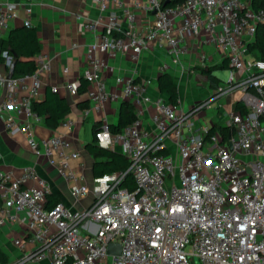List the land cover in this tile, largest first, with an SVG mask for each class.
Wrapping results in <instances>:
<instances>
[{
  "label": "built area",
  "instance_id": "built-area-1",
  "mask_svg": "<svg viewBox=\"0 0 264 264\" xmlns=\"http://www.w3.org/2000/svg\"><path fill=\"white\" fill-rule=\"evenodd\" d=\"M128 1L130 7L123 0H94L98 16L86 19L84 27L103 25L104 31L87 45L82 73L93 111L118 97L133 105L134 119L119 131L106 122L95 131L100 147L117 149L127 159L122 172L104 173L87 185L69 167L79 154L70 151L68 139L34 137L32 126L42 117L32 103L41 74L50 70L49 59L37 57L29 74L0 72L5 128L20 129L34 153L44 154L65 180H76L69 187L74 200L92 196L80 209L61 201L47 206L46 181L37 178L36 185H26L36 178L32 167L17 177L0 169V227L24 222L26 238L13 243L20 249L32 245L8 264L42 258L50 264H264V55L254 45L257 27L264 26V7L251 0ZM17 7L16 2L0 4V38ZM133 10L151 13L146 31L134 30ZM119 12L125 15L122 26L116 21ZM115 29L121 34L114 35ZM201 31L229 67L227 81L218 82L205 99L182 108L161 96L152 99L146 82L121 75L115 76L120 95L106 90L98 52L131 50L138 57L155 43L175 60L184 51V34ZM78 84L70 80L64 88L76 95ZM236 90L240 107L224 112V132L210 131L212 123H196L199 113ZM146 104H153L147 118ZM72 123L64 124L70 128ZM128 175L133 189L122 185ZM110 243L119 244L118 254L108 252Z\"/></svg>",
  "mask_w": 264,
  "mask_h": 264
},
{
  "label": "crops",
  "instance_id": "crops-1",
  "mask_svg": "<svg viewBox=\"0 0 264 264\" xmlns=\"http://www.w3.org/2000/svg\"><path fill=\"white\" fill-rule=\"evenodd\" d=\"M6 2H16L18 7L16 15L5 27L2 37H6L9 31L15 27L26 26L24 22L27 20L28 26H33L36 29L40 45V50L34 58L42 56L50 60V70L41 74V87L36 100L44 98L46 88L56 87V92L65 98L70 106L65 118L55 128L45 126L41 120L32 126V133L38 139L54 135L68 139L70 151H76L79 154L77 158L70 160L69 167L76 174H82L84 182L91 185L92 179L95 177L92 173V165L98 158L95 159L88 152L86 144L93 141L94 129L97 130L101 123L106 122L109 125L117 122L119 106L123 99L118 97L115 100H108L104 102L100 112H95L90 108L86 91L70 95L64 88V84L70 80L80 81L86 66V47L100 38L104 31L103 25H98L94 30L84 27L86 19L98 16L97 5L94 0H0V4ZM123 4L130 7L128 0H123ZM113 5L114 3L110 4L112 7ZM27 8H30V11H27ZM132 12L134 30L136 32L146 31L151 23V13L141 10ZM116 21L118 25L122 26L125 22V15L119 12ZM114 34L120 35L121 32L119 29H115ZM206 36L204 31L197 35L184 34L181 39L184 51L175 60H172L165 46L155 43L149 49L141 52L138 57H133L131 50L113 54L98 52L97 55L105 64L102 77L106 82V90L120 95L121 86L115 81V76L121 75L146 82L147 94L152 99L158 96L168 99L167 94L159 91L157 83L159 74L166 71L177 88L180 107L188 108L193 103L205 99L211 93L212 89L209 88L212 85L204 69L213 67L224 60L223 53L217 46L211 42H205ZM14 57L13 53L5 56L4 63H0V72L8 71ZM164 64L166 67H163ZM200 74H205V76ZM202 79L205 80L202 87L205 88L206 93L199 97L197 95L188 96L187 93V98L183 101L179 94V88L186 89L187 85L192 86L190 80L200 81ZM2 93L3 90L0 88V101L3 97ZM238 96V90L223 95L210 108L198 114L196 123L221 125L223 130L216 129L224 132L226 130L224 112L234 109ZM152 112L153 104H146V118ZM205 116L210 120H207ZM67 119L73 121L70 128L64 124ZM116 151L118 150L116 149ZM26 167H32L36 172V178L28 179L26 185H36L37 178H42L49 186L48 193L53 194L57 201L76 209L85 206L82 201L73 200L69 193L70 185L74 184L76 180L62 178L44 154H36L32 151L24 132L20 129H6L0 116V169L17 177L23 173ZM26 236L27 230L24 222H10L0 227V247L7 254L9 261L21 258L30 249L32 246L30 243H26L24 249L18 248L13 243L15 238L25 239ZM23 264H50V260L42 258L33 262L25 261Z\"/></svg>",
  "mask_w": 264,
  "mask_h": 264
},
{
  "label": "trees",
  "instance_id": "trees-1",
  "mask_svg": "<svg viewBox=\"0 0 264 264\" xmlns=\"http://www.w3.org/2000/svg\"><path fill=\"white\" fill-rule=\"evenodd\" d=\"M182 0H165V5L175 4ZM254 6L264 7V0H251ZM114 34V32H113ZM116 35V34H114ZM259 51V55H264V26L257 27L256 40L254 44ZM40 45L36 29L33 26L15 27L9 31L6 37L0 38V63H4L6 55L15 54L13 61V75H22L32 73L36 68L34 56L39 52ZM227 60L221 63L207 67L204 71L208 74L210 84H216L220 81L217 77L212 76L210 71L214 68H227ZM158 89L160 92L167 94L168 100L172 104H178V92L168 72L164 71L157 78ZM88 88V81L82 76L77 91L83 93ZM240 104L237 102L234 108L237 109ZM32 109L42 117V122L49 128H55L62 121L70 110V106L65 98L61 97L51 88H46L45 96L41 100H34ZM133 105L123 100L119 106L118 120L116 123L109 124V128L113 131H119L123 126L129 124L134 119ZM216 128L223 130V126L213 124L210 131ZM94 129L93 141L86 144V149L93 155L95 160L92 165L93 175L99 176L104 173H120L127 167V159L118 151L102 148L96 143ZM129 189L134 188L131 176H126L122 183ZM47 206L53 205L57 199L53 194H47ZM9 259L5 251L0 247V264H8Z\"/></svg>",
  "mask_w": 264,
  "mask_h": 264
},
{
  "label": "rangeland",
  "instance_id": "rangeland-1",
  "mask_svg": "<svg viewBox=\"0 0 264 264\" xmlns=\"http://www.w3.org/2000/svg\"><path fill=\"white\" fill-rule=\"evenodd\" d=\"M199 73V71H197ZM200 75H204L205 74H200ZM211 75H214L216 76L220 81H217V82H226L228 77H229V67L227 68H214L212 71H211ZM207 76V75H206ZM205 80H200V81H193V80H190V84H192V86L190 85H187L186 89H183V88H179V94H180V97L181 99L184 101V99L187 98L186 94L188 93L190 95H194V96H203L205 93H206V90L205 88L202 87L203 83H204ZM215 86L216 84L212 85L211 88L209 89H212V91L215 90ZM205 118L207 120H210L209 117L205 116ZM72 197V196H71ZM91 194L85 196L84 198H82L81 200H75V201H78V202H81L85 205H87L90 201H91ZM73 199V198H72ZM74 200V199H73Z\"/></svg>",
  "mask_w": 264,
  "mask_h": 264
},
{
  "label": "water",
  "instance_id": "water-1",
  "mask_svg": "<svg viewBox=\"0 0 264 264\" xmlns=\"http://www.w3.org/2000/svg\"><path fill=\"white\" fill-rule=\"evenodd\" d=\"M13 74V62L9 66V69L7 71V77L12 76ZM109 253H116L118 254L120 252V246L118 243H110L107 248Z\"/></svg>",
  "mask_w": 264,
  "mask_h": 264
}]
</instances>
